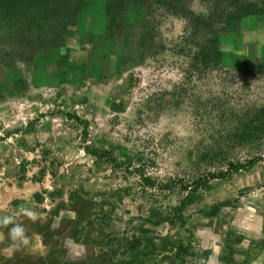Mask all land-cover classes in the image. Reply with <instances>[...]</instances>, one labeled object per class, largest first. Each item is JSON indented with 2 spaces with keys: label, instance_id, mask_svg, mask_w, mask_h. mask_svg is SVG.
Wrapping results in <instances>:
<instances>
[{
  "label": "rangeland",
  "instance_id": "374dc122",
  "mask_svg": "<svg viewBox=\"0 0 264 264\" xmlns=\"http://www.w3.org/2000/svg\"><path fill=\"white\" fill-rule=\"evenodd\" d=\"M83 2L0 18V219L30 238L0 226V264H264V0Z\"/></svg>",
  "mask_w": 264,
  "mask_h": 264
},
{
  "label": "trees",
  "instance_id": "16d2710c",
  "mask_svg": "<svg viewBox=\"0 0 264 264\" xmlns=\"http://www.w3.org/2000/svg\"><path fill=\"white\" fill-rule=\"evenodd\" d=\"M132 1V2H131ZM136 0H109L108 11L114 12L123 9L125 5H129ZM157 1V0H156ZM159 1V0H158ZM189 0H160L163 5L173 13H179L185 10L187 2ZM83 0H0V18L7 21H19L25 20L28 24H47L48 22H54L59 25L69 26L73 25L75 21L79 19L81 15ZM234 12H227L223 15L222 20L219 22L237 21L238 17H245L249 14L257 13L261 9L254 6L251 7L248 4L245 6H233ZM204 23L201 19H196L194 26ZM209 28L211 26L209 25ZM197 31H203L199 28ZM210 45L206 47V52L209 57V63L215 64L218 61L217 51V32L214 30L206 31ZM257 163V160L249 161L248 165L236 166L232 164L227 172H221L219 174H212L213 178L226 177L232 172H238L240 169H247L253 167ZM192 242L181 243L177 248L176 256L185 264V257L191 255ZM114 264V263H111Z\"/></svg>",
  "mask_w": 264,
  "mask_h": 264
},
{
  "label": "clouds",
  "instance_id": "9594fccd",
  "mask_svg": "<svg viewBox=\"0 0 264 264\" xmlns=\"http://www.w3.org/2000/svg\"><path fill=\"white\" fill-rule=\"evenodd\" d=\"M25 215H27L33 222L37 220V214L35 212L26 211ZM0 226L8 228L7 238L10 241L11 247H15L17 250H20L21 248L29 245L30 238L27 235V227L22 223L17 222L14 217H3L0 219ZM218 255V252H215L214 250V253L210 255L206 261L201 260V264H219Z\"/></svg>",
  "mask_w": 264,
  "mask_h": 264
}]
</instances>
